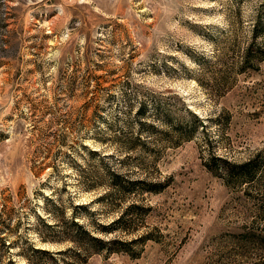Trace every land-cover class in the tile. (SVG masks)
<instances>
[{
    "label": "rangeland",
    "instance_id": "1",
    "mask_svg": "<svg viewBox=\"0 0 264 264\" xmlns=\"http://www.w3.org/2000/svg\"><path fill=\"white\" fill-rule=\"evenodd\" d=\"M70 217L109 242L39 239ZM2 239L0 264H264V0H0Z\"/></svg>",
    "mask_w": 264,
    "mask_h": 264
},
{
    "label": "trees",
    "instance_id": "2",
    "mask_svg": "<svg viewBox=\"0 0 264 264\" xmlns=\"http://www.w3.org/2000/svg\"><path fill=\"white\" fill-rule=\"evenodd\" d=\"M259 51H260V46L258 45L252 54H249L246 56L247 63L245 65L252 66L250 60L252 58L253 59L254 58L259 59L260 58ZM252 68H253V66H252ZM177 132H178L177 135L181 139L187 138L188 137L187 135H189L186 132H182L180 129L177 130ZM128 147L129 146H127V148ZM214 160H221V159H219V157H214ZM221 161L227 162V161H225V159H222ZM238 166H239L238 168L240 169V171L237 173H239V175L243 178L246 177V175H248L250 172V170H248L246 168L247 163L244 162V163L239 164ZM207 168L210 169L211 171H214L208 166H207ZM109 174H111L112 178H114V179L111 180L109 187L105 188V191L103 192V196L104 195L107 196L109 193H111V191H114V190L122 191V186H121L120 181H119L120 175L117 174L116 172H113V171L109 172ZM153 184H154L155 188H147L145 190L150 191V192L157 191L156 187L160 186V184L159 183H153ZM136 206L137 205H135V204H130L127 206V208H134ZM66 220L67 221H65L64 224H66L67 227H65L64 225L56 226V224H54L55 226L54 225L50 226V224H45L47 226V228H49L51 230L50 235L49 236H39V239L43 242H46V241L50 242V241H57V240H69V241H71V243H75L77 245V250H78L77 253H79L80 249H82V248L86 249V250H84L85 252L86 251L96 252L99 249L98 246H103V245H105L106 242H109L108 240L105 241L102 238H99L97 236L92 235L87 229H85L81 224H79L73 218L70 217ZM122 220H123V211H121L120 214L110 222V224H111V226L117 227V225H119ZM114 229L122 230V231L127 230V228L124 224H120L117 228H114ZM101 231L110 232L109 228H107L105 226L101 227ZM148 236L143 235V236H140L138 239L139 240L151 239ZM84 241H86L87 243L85 244ZM0 245L5 249L4 250L5 253L9 254V252H8L9 246H5V245H14V242L12 241V242H8L7 244H5V243H3V239H2V242H0ZM3 248H2V250H3ZM27 248L31 251V254L35 255L36 257L39 255H48L52 259H54L55 256L56 257H58V256L62 257L63 253L66 252V249L56 250V251H54V253H53L54 255H53L51 252H49L48 250H46L44 248L33 247L31 245V243L28 244ZM23 258L27 264H38L37 262H34L35 261L34 257L31 258L29 256L24 255ZM61 259H62L61 260L62 262L60 264H69V262H66V260H64V258H61ZM7 261H9V258L7 259Z\"/></svg>",
    "mask_w": 264,
    "mask_h": 264
}]
</instances>
